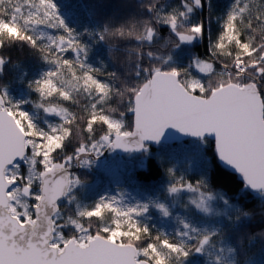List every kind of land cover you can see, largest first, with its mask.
<instances>
[{"label": "snow or ice", "instance_id": "1", "mask_svg": "<svg viewBox=\"0 0 264 264\" xmlns=\"http://www.w3.org/2000/svg\"><path fill=\"white\" fill-rule=\"evenodd\" d=\"M116 6L80 28L71 4L66 14L58 0H0V264H264V243L252 251L264 230L251 232L255 219L264 228V0H232L210 55L193 53L188 67L185 46L205 35L194 16L211 0ZM127 8L134 11L121 15ZM17 44L46 66L14 77L33 99L14 98L4 79L20 68L5 51ZM96 46L107 49L99 67ZM109 64L123 71H106ZM27 105L58 120L38 121ZM186 137L200 142L198 163L185 155ZM165 141L183 154V172L153 151ZM117 149L137 158L143 180L163 169L164 200L128 203L119 190L84 202L90 182L77 169ZM196 164L199 176L187 175ZM219 164L239 175L235 191L215 185V171L210 179L209 165ZM183 194L188 215L175 217L171 234L144 222L152 210L172 218L167 198ZM253 194L259 203L244 204Z\"/></svg>", "mask_w": 264, "mask_h": 264}, {"label": "trees", "instance_id": "2", "mask_svg": "<svg viewBox=\"0 0 264 264\" xmlns=\"http://www.w3.org/2000/svg\"><path fill=\"white\" fill-rule=\"evenodd\" d=\"M61 4V10L64 11L66 14L68 13L67 8L65 7L68 4L72 5V12L70 15V19L73 21L74 27L82 28L85 24L94 23L96 20H99L102 16H111L115 12H117V0H58ZM170 2H174V0H170ZM212 8L208 9L205 8L203 10H198L197 14L194 16L195 20H203L205 24V35L202 39H198L197 41L193 42L192 45L185 46V51L182 54L181 61L184 67H188L190 63V56L195 53L196 55L200 56L202 59H207L210 55L209 48H210V41H215L216 37L218 36L221 28L222 18L225 13L227 12L228 8L230 7L232 0H211ZM134 11V8H127L120 11L121 15H126ZM167 35V33H165ZM6 55L10 56L14 62L19 63L20 68H13L9 67L8 74L4 79L10 83V89L17 88L18 86L22 88L24 91L26 88L25 84H21L17 79V77L21 74V71L27 73L28 77L31 78L34 76L33 73H36L40 70H43L44 66L41 62L36 60L30 53V50L19 44L12 46L10 49L5 50ZM92 60L95 61L97 67L100 66L99 61L104 60L106 63L108 62L107 56V49L103 46H96L93 49L92 53ZM123 71V69L119 68L117 64H109L106 71ZM189 72L192 76H199L195 71L194 67L188 68ZM105 77H101L104 79ZM29 93V91H27ZM32 96V95H31ZM34 97L32 96V99ZM85 103L86 101H81ZM66 106H68L66 104ZM111 106L115 107V103ZM73 110H77L75 105H71ZM131 119V116H129ZM186 144L190 145L188 151L185 154L189 156H194L197 152V148L200 149L201 145L198 141H185ZM213 142L209 140V144L204 145V147H210ZM180 143L172 144V146L179 145ZM154 152H157L161 157H178L182 154H178L173 156L172 148L168 147V145L162 144L161 146H156L153 149ZM115 153V152H114ZM116 154V153H115ZM119 156L118 154H116ZM129 155V154H128ZM123 156V155H121ZM153 161L156 163L157 167H159L161 161L156 158V156L152 157ZM208 159H211V152L208 153ZM164 163L166 161L164 160ZM219 163V162H217ZM137 158L132 157L130 162L125 165V170L121 174V178L126 185L130 189H138L143 192H151L157 188V186L161 185L162 182L165 181V177L162 175L163 169H160L161 175L156 177V174H152V178L148 180H143L140 178L139 173L144 171L143 169H139L136 167ZM85 179H87L90 183H92L96 176L102 177L103 174L100 171L95 169L91 171H87L85 169L77 170ZM215 171V177L213 183L218 186H223V190L225 192L235 191L237 187L240 185V178L233 173L227 171L219 164V169L216 170L213 168L212 165H209V175L211 179V173ZM145 175H148L145 172ZM189 175V176H193ZM230 194V193H229ZM234 199L239 200V197H235ZM253 200L259 203L258 198L253 194L251 197H245L243 199L244 204H251ZM259 216V212L257 213ZM261 221L259 219H255L251 221L252 228L251 232L253 235L256 233L264 230L261 227ZM264 243L259 237L254 241L252 251H257L261 244Z\"/></svg>", "mask_w": 264, "mask_h": 264}, {"label": "rangeland", "instance_id": "3", "mask_svg": "<svg viewBox=\"0 0 264 264\" xmlns=\"http://www.w3.org/2000/svg\"><path fill=\"white\" fill-rule=\"evenodd\" d=\"M92 63L95 64V61L92 60ZM194 69L199 76L203 75L199 73L195 67ZM38 72L33 73L34 76L32 77H35ZM27 91L28 90L26 89L24 91L18 86L17 88L10 89V94L17 99L21 96H25L29 99H32V96ZM25 107L30 112V114H32L38 119V121H42L45 118L52 122H56L58 120V118L56 117L47 116V114L43 113L42 110H37L32 105H27ZM198 149L199 148H197L196 150ZM185 155L189 156L188 154ZM132 157L133 156H129L128 154H125L123 156H117L114 152H108L103 160H99L93 169L100 171L103 176H96L95 180L92 183L88 184L86 191L82 194L84 202L90 203L100 194H116L119 190H123L126 193V202L128 203H134L136 200L144 201L149 195L153 196V198L158 197L161 200H164L166 196V193L164 192V187L167 182L166 179L164 182H162L161 185L157 186V188L151 192H143L138 189H130L126 185H124V182L121 178V174L125 170V165L130 162ZM189 157L192 159L193 163H198L196 154L194 156L192 155ZM163 158L166 163H168L169 159L175 160L180 171L183 172L185 170L186 166L184 165L183 154L178 157L165 156ZM200 172L201 168L198 166V164L187 168V175L194 174L193 176H199ZM187 195L188 194H183L176 203H173L171 197L167 198L166 202L169 204L171 210L173 211L172 218H162L156 210H152L151 220H147L144 218L142 219H144V222L149 223L150 225H155L154 231L159 230L171 234L175 228L179 227L175 217L188 215L185 209L181 207V204L186 202ZM197 259V264H199V258Z\"/></svg>", "mask_w": 264, "mask_h": 264}, {"label": "water", "instance_id": "4", "mask_svg": "<svg viewBox=\"0 0 264 264\" xmlns=\"http://www.w3.org/2000/svg\"><path fill=\"white\" fill-rule=\"evenodd\" d=\"M172 135L178 136V135H182V134L173 133ZM187 140L196 141L194 138L186 137L185 140H184V142L187 141ZM209 140L212 141V138H209ZM176 143H180V141H172V142H171V144H176ZM164 144H165V145H168V141H165ZM114 152H115L116 154H118L119 156H121V155H125V154H126V153H124L122 150H119V149H117V150L114 151ZM107 153H108V152H106L105 155H104V157H101L100 160H103V159L105 158V156H106ZM220 165H221L223 168H225L227 171H229V172H231V173H233L234 175H236V176L239 177V175L236 174V173H234V172H232V170H231L230 168L225 167L223 164H220ZM77 170H79V169H77ZM239 178H240V177H239Z\"/></svg>", "mask_w": 264, "mask_h": 264}]
</instances>
